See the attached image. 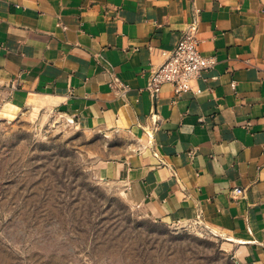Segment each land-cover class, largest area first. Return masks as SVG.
<instances>
[{
	"label": "crops",
	"instance_id": "obj_1",
	"mask_svg": "<svg viewBox=\"0 0 264 264\" xmlns=\"http://www.w3.org/2000/svg\"><path fill=\"white\" fill-rule=\"evenodd\" d=\"M192 24L214 65L153 96L150 70ZM0 88L12 109L41 103L126 134L104 175L159 219H199L264 264V0H0Z\"/></svg>",
	"mask_w": 264,
	"mask_h": 264
},
{
	"label": "rangeland",
	"instance_id": "obj_2",
	"mask_svg": "<svg viewBox=\"0 0 264 264\" xmlns=\"http://www.w3.org/2000/svg\"><path fill=\"white\" fill-rule=\"evenodd\" d=\"M0 88V264H255L199 219L165 221L104 165L126 134L80 126Z\"/></svg>",
	"mask_w": 264,
	"mask_h": 264
},
{
	"label": "built area",
	"instance_id": "obj_3",
	"mask_svg": "<svg viewBox=\"0 0 264 264\" xmlns=\"http://www.w3.org/2000/svg\"><path fill=\"white\" fill-rule=\"evenodd\" d=\"M196 31V26L190 25L182 32L172 49L161 52L165 59L161 65L150 70L146 84L147 90L153 96L163 83H170L175 94L187 91L201 71L214 65V56H206L200 52L198 48L200 40ZM242 191L241 187H234L232 190L234 194H240Z\"/></svg>",
	"mask_w": 264,
	"mask_h": 264
},
{
	"label": "bare ground",
	"instance_id": "obj_4",
	"mask_svg": "<svg viewBox=\"0 0 264 264\" xmlns=\"http://www.w3.org/2000/svg\"><path fill=\"white\" fill-rule=\"evenodd\" d=\"M11 108V107H10ZM70 119V118H69ZM71 120V119H70ZM214 230V229H213ZM227 238H229V239H232V237H227Z\"/></svg>",
	"mask_w": 264,
	"mask_h": 264
}]
</instances>
